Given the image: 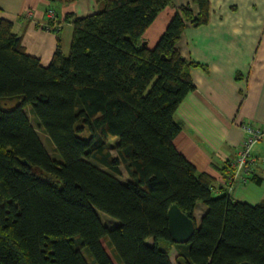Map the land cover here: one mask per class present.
Listing matches in <instances>:
<instances>
[{"label": "trees", "instance_id": "16d2710c", "mask_svg": "<svg viewBox=\"0 0 264 264\" xmlns=\"http://www.w3.org/2000/svg\"><path fill=\"white\" fill-rule=\"evenodd\" d=\"M96 1L91 14H66L70 51L58 37L48 65L0 16V264H116L103 239L119 264H175L173 250L176 264H264V199L216 192L174 142L191 69L206 68L178 43L209 21L210 1L179 6L154 47L145 32L173 0ZM173 204L196 225L184 243L169 231Z\"/></svg>", "mask_w": 264, "mask_h": 264}, {"label": "crops", "instance_id": "0c3cea01", "mask_svg": "<svg viewBox=\"0 0 264 264\" xmlns=\"http://www.w3.org/2000/svg\"><path fill=\"white\" fill-rule=\"evenodd\" d=\"M210 19L197 27L188 25L178 43L186 58L206 66L193 67L196 89L177 110L183 129L175 138L178 150L195 163L199 171L215 176L216 192L228 188V174L238 147L245 138L243 122L264 125V0H209ZM145 32L154 47L179 6L192 0H173ZM96 0H77L69 4L49 0H0V16L14 23L23 34L27 52L48 65L61 38L63 51L71 48L74 26L66 19L69 12L85 16L97 11ZM54 9L51 16L49 10ZM31 10V13H29ZM259 162L254 180L230 189L235 199L256 204L264 199V143L254 148ZM261 180L257 183L255 180ZM205 207L196 210L199 217Z\"/></svg>", "mask_w": 264, "mask_h": 264}, {"label": "built area", "instance_id": "2783aa9c", "mask_svg": "<svg viewBox=\"0 0 264 264\" xmlns=\"http://www.w3.org/2000/svg\"><path fill=\"white\" fill-rule=\"evenodd\" d=\"M29 13H31L29 11ZM49 14L53 16L55 11L49 10ZM242 128L245 131V138L242 140V149L238 152L237 158L234 160V176H237L238 182L242 184L248 182V173L251 172L253 164H256L258 158L251 157V148L257 141L264 138V125L258 127L251 122H243ZM248 174V175H247Z\"/></svg>", "mask_w": 264, "mask_h": 264}, {"label": "rangeland", "instance_id": "374dc122", "mask_svg": "<svg viewBox=\"0 0 264 264\" xmlns=\"http://www.w3.org/2000/svg\"><path fill=\"white\" fill-rule=\"evenodd\" d=\"M29 11L31 12V10H29ZM27 111L31 114V109H30V107H27ZM242 124H243V123H242ZM242 124H241V127H242ZM35 125H36V124H35ZM254 126H255V125H254ZM258 127H260V126H258ZM40 133H41V135H42V137H43V139H44V141H45L47 147H48L50 150H52V143H51L50 139L47 137V135H46L43 131H40ZM117 141H118V138H112V139L110 140V143H111V144H114V143H116ZM262 142L264 143V138H262L261 141H257V142L254 144V146L251 148V152H250V153H251V157H252V158H255V159L258 158L257 155H254L253 152H254V148H255L259 143H262ZM241 149H242V142H241V144H240L239 147H238V152H240ZM238 152H237V156H238ZM57 156H58V155H57ZM237 156H236V158H237ZM234 163H235V161L232 163V166H231V167H232V172L228 174V177H229V178H228V180H227V186H228L230 189H233V188L235 187L236 184H242L241 182H238L237 178H235V177H237V176H234ZM122 170H123V176H122V178H123V179H124V178H127L128 175H127V173H126L124 167H122ZM252 171H253V170H251V172L248 173V174L251 175ZM248 174H247V175H248ZM247 180H249L248 177H247ZM98 214H99L100 218H101L103 221H105V223L108 224V226L110 225L109 227H115V226H117V225L120 224V221H119L118 219H116V218H114V217H111L110 215L106 214L105 212L98 211ZM112 223H113V224H112ZM111 224H112V225H111ZM103 243H104L106 249L108 250L109 254H110V255L112 256V258L114 259L115 263H116V264H119L118 260H117L116 257L114 256V253H113L112 250L109 248V246H108V244H107V241L103 239ZM175 256H176V250H173L172 253H171V258H172V260L174 261V263L176 264Z\"/></svg>", "mask_w": 264, "mask_h": 264}, {"label": "water", "instance_id": "95a60500", "mask_svg": "<svg viewBox=\"0 0 264 264\" xmlns=\"http://www.w3.org/2000/svg\"><path fill=\"white\" fill-rule=\"evenodd\" d=\"M196 228L195 222L187 216L177 204H173L169 210V231L176 243H184L190 240ZM240 264H253L244 261Z\"/></svg>", "mask_w": 264, "mask_h": 264}]
</instances>
